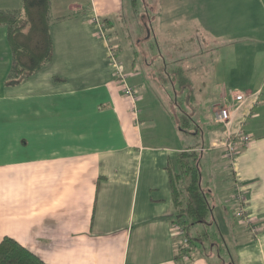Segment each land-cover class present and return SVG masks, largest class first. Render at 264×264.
<instances>
[{
    "label": "crops",
    "instance_id": "crops-1",
    "mask_svg": "<svg viewBox=\"0 0 264 264\" xmlns=\"http://www.w3.org/2000/svg\"><path fill=\"white\" fill-rule=\"evenodd\" d=\"M221 1L149 3L145 12L149 15L152 10L159 16L157 22H147L151 28L142 41L144 49L149 52L151 29L170 47L171 40L175 46L183 37L194 40V27L204 21L238 19L239 13L214 11L215 6L222 7L217 5ZM21 7L22 0H0V9ZM51 11L53 58L18 83H8L12 52L7 28L0 26V241L12 236L47 264H210L213 251L201 250L206 241L176 259L181 238L172 227L175 206L168 165L192 143L184 140L176 124L175 142L155 146L141 134L134 109L138 101L126 95L108 59L110 45L123 62L121 33L112 21L120 8L113 14L107 0H51ZM99 24L107 40L98 34ZM237 30L200 33L210 53L214 50L210 40L226 42L228 50L218 52L227 51L224 58H229L224 61L222 56L206 67L212 76L206 84L218 97H213L204 134V146L211 149L204 152L209 166L204 181L212 194L215 217L205 229L219 240L221 234L230 253L225 264H264V57L257 56L259 47L250 46L257 50L251 52L257 71L248 74L242 55L246 36ZM129 61L135 79L134 59ZM226 76L237 77L236 82ZM130 85L136 92L142 87ZM230 88L247 94L230 129L243 128L250 142L238 153L232 169L246 189L250 211L260 219L257 238L236 216L227 160L221 149L212 148L211 134L222 127L214 121V108L230 101ZM197 124L189 130L205 133V126Z\"/></svg>",
    "mask_w": 264,
    "mask_h": 264
},
{
    "label": "rangeland",
    "instance_id": "rangeland-1",
    "mask_svg": "<svg viewBox=\"0 0 264 264\" xmlns=\"http://www.w3.org/2000/svg\"><path fill=\"white\" fill-rule=\"evenodd\" d=\"M154 2L158 3V0H137L135 4H133L132 0H120V2L118 0H107V8L109 10H113V14H115L119 8L121 10L119 13L115 14L116 16H113L112 21L115 24V29H118L120 31L119 33H121L120 35L122 37L121 39H119L121 48L120 55L124 62H122V70L127 76V81L130 84L135 83L136 85H138V87L142 86L139 91H137L139 95H142V98H139L137 102V111L139 113V120H141V134L144 137H147V135L149 136L148 140L146 141L153 143V145L155 146H161L165 142H175L179 136V131H174V126L176 127V125L174 124H176V122L172 119L171 116V113L173 111L171 105L173 99L176 100L174 86L178 87L180 83L179 75L182 72L177 75L178 80L176 79L177 83L174 85L171 83L170 79L167 78L166 72H162V69L157 71V74L155 73L151 75L150 72L152 70H150V68L147 69L146 66L143 65L144 62L142 58L145 54L143 51L144 46L143 42H140L139 44V42L137 43V41L140 38L143 40L146 34V27L143 26V22L152 21L155 23L158 21L157 18L159 16V13H155L151 10L148 15L145 12L147 6H149V3L154 5ZM262 3L263 2H261V0H222L219 4H217L222 7L216 8L215 6L214 11L225 14H233V12L239 13L238 19L232 17V20L213 19L212 21L202 22V27H194V29L197 31V34L194 38L195 41L191 37H183L180 44H176L175 46V41L171 40L169 41L170 47H167V44L162 39H160L158 35L156 36L154 34V39H157L159 41L161 52L167 59L169 58L170 61L172 59H179L180 61H183L182 63L170 62L169 65L167 64L168 66L166 65V69L168 71V74L172 73L170 68L172 69L175 64L182 66L184 72L187 71L185 67L190 70V72H188V77L191 78L192 81H194L193 85L195 87V98L191 101L190 105H192V113L194 114L196 121L205 126V135L207 134V123L210 121L208 115L212 111L211 106L213 97H218L217 94H211V84L208 86L206 84V81L212 78V76L208 74L209 70L206 69V67H208L207 63L210 61H216L222 56L224 58L227 51L225 53L218 51H220V49L223 50L224 48L228 50V48H226L227 46H225L226 42L219 40L215 41L213 39L209 41L210 45L214 48V50L210 53L206 50L205 39L201 38L202 36L200 33L204 29H208L211 34H214L216 32L230 34L232 32L230 30L234 29H238L237 31H241V34L246 36H243V38L246 40L244 41L245 44L242 45V55L246 58V61H244V63L247 64L246 70L248 74L253 73L254 71H257L253 69L255 60L252 59L251 55V52H254L255 49L250 46L259 47L261 50H259L258 53L256 50V52L254 53L259 54L257 56H261V59L262 57H264V21H261L262 17L264 18V3ZM148 17H150L151 20H148ZM206 17L207 16L205 15L203 19L206 20ZM236 20L239 21L237 22ZM129 34L131 37H128ZM131 43L133 44V46H131ZM249 48H252L251 51H246ZM151 53V55L153 56V52ZM155 53L159 55L158 50H156ZM233 55L234 54H232V56ZM241 56L238 57L241 58ZM131 57L136 63L135 67L137 69L135 70V72L138 75L135 79H139L137 82H135V79L130 76V74L132 73V64L130 63L129 59ZM223 60L227 61L229 60V58L225 57ZM223 60L221 61V64H223ZM126 64L128 65V68L125 66ZM225 78H227L234 84L237 77H235L234 79L231 78V76H226ZM215 91L217 92L216 85L214 86V92ZM180 104L181 106L187 107L186 103H181L179 100V105ZM179 107L175 105L177 116H180L179 114H181V111H179L181 107ZM172 128L173 130H171ZM222 130L223 128L221 127V129L219 128L212 132L211 136L214 138V142L216 143L213 144L212 148L221 149L224 152V149L222 147H219L224 138V132ZM183 138L184 140H186V142L189 141L191 143H196L194 142L196 137H189V135H187L186 133H183ZM199 144H201V141H199ZM208 146L206 145V150H211L210 148H208ZM246 146L247 144H241L239 146V152L241 151V149L246 148ZM226 160V169L230 179L229 183H231L232 191L234 193L236 179L234 178L233 174V166L230 159ZM207 165L206 168H208L209 170V166ZM248 203L249 202H247V204ZM236 204L237 203L235 201V205ZM236 216L239 218V220H241L237 213V209ZM195 230L197 229L195 228ZM203 230L206 229L204 228ZM208 246L211 247L210 242H208ZM224 258L228 260V257L226 255H223L222 257H216L215 255H212L209 256V262L210 264H224Z\"/></svg>",
    "mask_w": 264,
    "mask_h": 264
},
{
    "label": "trees",
    "instance_id": "trees-1",
    "mask_svg": "<svg viewBox=\"0 0 264 264\" xmlns=\"http://www.w3.org/2000/svg\"><path fill=\"white\" fill-rule=\"evenodd\" d=\"M132 2L135 4L137 0H132ZM105 21L107 29L109 21ZM52 24L51 0H22V7L19 9H0V26H6L7 28V40L12 52L11 66L7 77L8 83L14 84L20 82L43 69L52 60L54 55ZM143 24L146 27L145 39L143 38V40H146L148 36L147 30L151 28V25L147 22H143ZM151 32L152 37L150 39L149 52H146L148 49L143 48L145 53L142 58L143 62L145 65L150 62L151 75L162 69V72H166L167 78L174 85L177 83L176 79L178 80L177 75L182 72L179 75L180 83L178 87L174 86L176 100L173 99L172 101L171 107L173 111L171 116L180 131L196 137L194 140L196 143L189 144L187 149L180 152L176 159L168 165L172 198L175 206L173 223L177 222L185 228L186 237L189 240L187 243H184L181 239L177 245L178 253L176 259L181 260L183 256L199 246L198 244L206 241L205 245L201 248L204 253H210L209 251L211 250L213 252L210 254L216 257L226 255L229 261L230 253L221 238V234L219 233V240L217 235L214 236L216 233L213 231L208 232V229H202L207 228V223L214 222L215 217L213 215L214 204L212 194L204 181L207 171L205 167L206 160H203L206 150V146H204V132L202 130L192 133L189 130L192 124L196 125L198 123L192 113V105H190L191 101L195 98V87L192 79L188 77L190 70L185 67L187 71L184 72L182 66L175 64L172 69L170 68L172 73L168 74L166 69L167 64L169 65L170 62L182 63L183 61L179 59H172L170 61L169 58L167 59L160 52L158 40L154 39L155 35L152 29ZM143 40L140 38L137 43L139 42L140 44ZM154 50L155 52L158 50L159 55ZM151 52H153V56ZM146 68L148 69V67ZM179 100L181 103H186L187 107L179 105ZM175 105L181 107H179V111H181L180 116L176 115L177 110ZM199 141H201V144H199ZM207 242L211 243V247L208 246ZM0 264L47 263L34 251L21 244L16 238L5 236L0 241Z\"/></svg>",
    "mask_w": 264,
    "mask_h": 264
},
{
    "label": "built area",
    "instance_id": "built-area-1",
    "mask_svg": "<svg viewBox=\"0 0 264 264\" xmlns=\"http://www.w3.org/2000/svg\"><path fill=\"white\" fill-rule=\"evenodd\" d=\"M95 20L98 21L97 18ZM98 34L102 38L107 40L102 24H99ZM108 59L116 68L117 75L122 79L126 95L129 96L134 103H136L139 98L135 94L132 86L128 84L127 76L122 70V63L118 59L117 52L110 45H108ZM228 93L231 97L230 101L219 104L214 108V121L222 125L224 132L223 142L219 145V147H222L224 149L225 158L230 159L232 166H235L236 156L240 149L239 146L241 144H248L250 142V136L243 130V128H240L237 132H232L230 129V124L235 112L247 99V94L246 92L244 93L232 88L228 90ZM134 109L137 110V106L134 107ZM214 144L216 143L214 142ZM234 189L235 191L233 193V197L237 203L236 209L241 219L240 221L249 229L250 233L257 238L261 230L259 225L260 219L249 209V206L247 204L248 198L246 189L240 182L237 181L235 183ZM172 227L174 234L178 237H181L184 243H187L189 241L188 237H186V230L181 224L174 222L172 224Z\"/></svg>",
    "mask_w": 264,
    "mask_h": 264
}]
</instances>
